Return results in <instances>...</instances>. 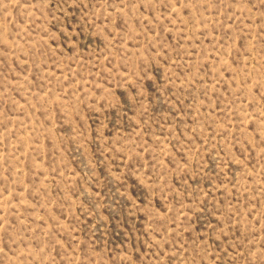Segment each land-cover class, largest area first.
<instances>
[{
	"label": "rangeland",
	"instance_id": "obj_1",
	"mask_svg": "<svg viewBox=\"0 0 264 264\" xmlns=\"http://www.w3.org/2000/svg\"><path fill=\"white\" fill-rule=\"evenodd\" d=\"M0 264H264V0H0Z\"/></svg>",
	"mask_w": 264,
	"mask_h": 264
}]
</instances>
